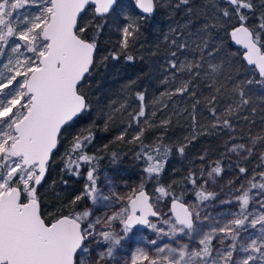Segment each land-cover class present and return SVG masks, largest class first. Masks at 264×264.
<instances>
[{"label":"snow or ice","instance_id":"snow-or-ice-1","mask_svg":"<svg viewBox=\"0 0 264 264\" xmlns=\"http://www.w3.org/2000/svg\"><path fill=\"white\" fill-rule=\"evenodd\" d=\"M155 3L133 0L136 11L130 14L123 11L121 0H0V264H109L122 241L129 242L131 248L137 226L150 229L156 238L148 241L152 248L135 247L125 264H264V129L242 143L225 145L226 152L242 160L259 153L260 163L251 172L237 164L244 182L233 199L222 201L233 204L235 211L222 219L202 216V205L216 196L205 185L222 174L220 161H206L207 168L201 167L199 173L189 170L179 191L174 187L176 181L161 184L159 177L172 146L163 143V136L152 144L142 137L145 126L167 129L171 118L154 123L157 109L148 111L143 92L136 93L140 104L128 114L130 121L116 140L124 141L135 126L127 142H139L137 158L146 160L144 172L147 180L155 182L154 191H147L141 183L124 196L115 192L104 195L96 182L97 157L85 151L92 135L76 134L65 153L63 170L79 177L82 166L89 167L84 169L87 183L83 193L71 204L88 199L93 205L107 202L108 208L114 203L120 206L103 217L93 218L92 209L84 208L45 218L38 188L46 182L50 161L64 133L91 111L83 88L97 66L99 34L110 17H120L119 48L100 58V63L121 56L134 61L128 49L134 47L140 21L154 12ZM173 8L194 14L191 0H176ZM255 8L253 0H222L213 4L212 15L190 32L189 39H182L179 25L172 29L173 47L164 68L167 75L161 80L167 87L160 96L192 98L191 110L186 107L181 111L191 118L193 140L205 127L197 118L202 103L210 126L230 132L235 131L232 117L249 104L243 88L229 74L231 65L209 44L211 29L224 26L230 40L243 49L238 53L242 62L258 73L255 82L264 83V4L253 25L249 14H254ZM90 11L93 19L82 23ZM156 102L160 111L169 107L162 100ZM222 103L221 110L218 105ZM124 107L122 104L114 111ZM111 119L110 112L105 128ZM187 146L178 144L175 151L184 156ZM189 191L192 202L185 198ZM163 204L167 212L161 211ZM162 239L164 243H160ZM93 242L98 249L103 245V250L90 248Z\"/></svg>","mask_w":264,"mask_h":264},{"label":"trees","instance_id":"trees-1","mask_svg":"<svg viewBox=\"0 0 264 264\" xmlns=\"http://www.w3.org/2000/svg\"><path fill=\"white\" fill-rule=\"evenodd\" d=\"M167 1L168 6L165 8L155 3L154 12L140 21V33L135 39L134 47L128 49L129 54L134 57V61H127L121 56L119 60L109 58L100 63V58L107 55L109 51L119 48L120 35L118 28L123 22L120 17L115 15L110 17L103 32L99 34L97 66L88 77L83 88L85 95L88 97L91 111L78 118L72 127L64 133L63 142L50 161L46 182L39 186L38 192L42 202V210L44 213L54 212L53 215L45 216L46 219L51 220L57 215L74 213L90 203L88 199H84L76 205L71 204L76 195L83 193L84 185L87 183L84 169L88 168L89 165L82 166V174L79 177L68 174L63 170L67 160L65 153L72 137L76 134L87 136L91 133L92 135L91 143L87 144L85 151L87 154L97 157L96 175L105 169L110 171L119 170L125 172L126 175H123V178L126 179V176L130 177L144 171L147 166L145 159L137 158V153L140 152L139 142H127L131 139L135 126L133 129H129L124 141L116 140V136L127 127L130 121L128 114L130 112L134 113L140 104V101L136 98V93L143 92L145 102L149 104L150 99L153 97L151 92L157 93L159 91L156 87L158 82L156 74L160 65H162V59L166 55V51L170 56L173 47L171 40L174 38V33L172 32L170 38L160 44L155 40L158 39L157 37L160 34L155 31L164 26V23H167L166 21H170L168 22L170 28L175 29L179 25L183 31L182 39H189L190 32L198 26H202L205 18L212 15L211 4L215 2L222 3V0H191L194 14L190 15L183 8L174 10L173 5L176 0ZM253 2L256 8L254 14H249V23L254 25L257 23V16L262 10L264 0H253ZM121 4L123 7L127 6L131 13L136 11L133 0H121ZM34 10L31 9L30 11ZM93 17L94 14L90 11L81 22L87 23ZM89 34L91 35V31ZM208 40L210 45L219 49L217 56L222 61L227 60L231 65L229 74L232 80L239 83L244 91L248 90L249 84L247 81L249 79L254 82L259 79L256 72L242 62L238 55L241 52L240 49L231 46L224 26L218 25L215 29H211ZM201 90L207 95L206 90ZM187 98L186 104H188L183 105V107H187L190 111L192 98ZM226 100L227 98H225V102ZM122 104L125 106L123 109L114 111V109L120 108ZM218 107L222 110L224 103L218 105ZM244 110L242 116L247 117V121L254 120L259 115L264 117V103L259 107L250 102ZM148 111L150 112L151 108H148ZM110 112L113 119L107 121V128H105L106 116ZM178 112L179 109L171 116V123L167 126V129L163 127L147 128L145 126L146 131L144 137H142L145 143L152 144L157 137L163 136V143L172 146L164 171L159 177L160 183L168 182L178 172V169L186 170L187 163L197 154L199 147H210L216 151L221 149L219 140L213 132L202 133L196 136V139L186 141L181 136L183 126L178 125V120L175 117ZM159 113L157 111L156 117L152 118L156 124H159L161 120ZM207 113V108L203 103L198 106V117L201 114L207 116ZM238 122H233L234 127L238 126ZM227 132L230 131L227 130ZM181 143L188 144L184 156L175 151V146ZM113 153H115V157Z\"/></svg>","mask_w":264,"mask_h":264},{"label":"rangeland","instance_id":"rangeland-1","mask_svg":"<svg viewBox=\"0 0 264 264\" xmlns=\"http://www.w3.org/2000/svg\"><path fill=\"white\" fill-rule=\"evenodd\" d=\"M156 3H158L162 8H165L168 6L167 0H156ZM213 4H220L213 3ZM213 4H211L213 6ZM35 11V10H34ZM123 11L130 13V9L127 6L123 7ZM165 19V18H164ZM164 23V26H161L160 29H157L155 32L159 33L160 35L157 37L158 39H155L157 43H164L166 39L170 38L172 34V27L170 28V24ZM123 22L121 23L122 26ZM120 35V32H119ZM166 55L162 59V65H160V68L157 72L156 80L158 88V92H151L152 98L150 99L149 108L157 109L160 113L158 114L161 119L171 118L172 115L175 114V111L179 109V112L176 114V118L178 120V125L181 127L183 126V133H181V136L184 138L187 137L188 139L186 141H189L192 139L193 134V128L191 127L192 121L191 118L188 116L187 113L182 112L181 110L184 108L183 105H187L186 101H188L187 97H184L183 99L180 96H174L172 99H167V97H161L160 94L165 91L166 85H163L161 83V80L164 78L167 73H165L164 68L167 65V60L170 58L168 56V53L166 51ZM183 58V57H182ZM245 97L249 99V103L253 102L257 106L260 107L264 103V83H256L249 84L248 90H245ZM162 100L163 102L167 103L169 105L168 108L163 109L160 111V103H157L156 101ZM246 106H244L242 112L239 114V116L232 117L233 122L239 121L238 126L235 127L234 132H227V130H220V129H213L210 126L208 113L207 116H203L201 114L200 117H197L198 120L205 125V127L202 130V133H211L213 132L215 134V137L218 138L220 143V151H216L214 149H211L210 147H199L197 149V154L194 155V157L187 163L186 170L185 169H178V172L171 177V179L166 183H161L163 185L172 184L173 181H176V184L174 185L175 189L177 191L180 190V188L184 187V184L186 183L183 178L187 175L189 170L195 171L197 173L200 172L201 167L207 168L208 164L207 162L212 161H220V165L222 168V174L215 178V181H209L207 185H205L207 191L216 193V196L214 199H210L202 205L203 211L201 212V215H209V217H215L218 219L224 218L226 214H228L231 211H235V208L233 204L230 203H222V201L225 200H231L233 199L234 195H236V188L243 183L244 181L240 179V174L238 173L237 164L241 166H246L249 171L251 172L255 166L260 163L259 161V153H255L252 157H249L247 160L238 159L233 153L226 152L225 145H231L232 143H242L244 140H247L250 134H256L261 129H264V117L259 115L256 119L247 121L244 119V109ZM184 113V114H182ZM260 113V112H259ZM187 114V115H186ZM186 127V129H185ZM200 135V134H199ZM197 135V136H199ZM233 137L234 139H229V137ZM200 156H204L205 160L201 161L199 159ZM259 169H257L258 171ZM184 171V172H183ZM123 175H126L124 171L119 170H102L97 175V186L102 191L104 195H111L113 192L118 193L121 196H124L130 192H132L134 189H137L141 183L145 184V187L147 191L153 192L154 188L156 186L154 181L147 180V173L144 171H141L137 173L136 175H132L130 177L126 176V179L123 178ZM206 179V177H205ZM189 189H191V186L188 185ZM40 188V187H39ZM38 188V190H39ZM189 200V202H192L194 197L189 191V193L185 197ZM89 204L86 206L80 208L78 211L83 210L84 208H90L93 211L94 217H103L107 214H110L111 211H114L119 208V203H114L111 208L106 207L105 205L107 202H101L96 205H93L91 201L89 200ZM167 205L163 204L161 205V211L167 212ZM53 211H49L45 213V216L53 215ZM155 221V218H151ZM119 229H117L118 231ZM134 232L136 233V236L134 237V240L131 243V248L129 247V242L122 241L121 246H117L116 250L114 251V259L109 262V264H125V262L129 259L130 252L134 250L135 247H146V248H152L153 246L148 243L150 239L156 238V234L153 233L150 229H147L144 226H137L134 229ZM165 240H161L160 243H164ZM89 247L94 250H103V245L100 246L98 249V246L95 242L89 244ZM96 253L93 252L92 259H95Z\"/></svg>","mask_w":264,"mask_h":264},{"label":"water","instance_id":"water-1","mask_svg":"<svg viewBox=\"0 0 264 264\" xmlns=\"http://www.w3.org/2000/svg\"><path fill=\"white\" fill-rule=\"evenodd\" d=\"M151 15V14H150ZM146 16H149V15H146ZM229 40H230V38H229ZM230 44H231V46H233V47H236V48H238V49H240V51H243V49L240 47V46H237V45H235L231 40H230ZM244 63V62H243ZM245 64V63H244ZM246 65V64H245ZM247 66V65H246ZM247 67H250V66H247ZM257 74V76H258V73H256ZM259 77V76H258Z\"/></svg>","mask_w":264,"mask_h":264}]
</instances>
